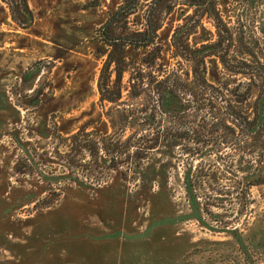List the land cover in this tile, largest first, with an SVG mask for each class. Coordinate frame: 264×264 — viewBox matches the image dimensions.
<instances>
[{"label":"rangeland","instance_id":"374dc122","mask_svg":"<svg viewBox=\"0 0 264 264\" xmlns=\"http://www.w3.org/2000/svg\"><path fill=\"white\" fill-rule=\"evenodd\" d=\"M151 1L139 0L132 30L142 29ZM218 1L226 20L246 17L238 0ZM122 3L28 0L33 21L23 29L0 0V264H264L263 188H252L250 210L223 228L213 217L235 214L193 202L185 176L198 160L179 147L162 145L142 173L123 165L124 175L72 150L79 129L111 132L97 91L96 32ZM183 3L175 0L159 31L170 67L173 29L193 11ZM198 31L199 42L213 37L209 22ZM207 66L209 81L231 82L215 58Z\"/></svg>","mask_w":264,"mask_h":264},{"label":"trees","instance_id":"16d2710c","mask_svg":"<svg viewBox=\"0 0 264 264\" xmlns=\"http://www.w3.org/2000/svg\"><path fill=\"white\" fill-rule=\"evenodd\" d=\"M1 1L15 24L31 25L28 0ZM238 1L246 17L232 21L218 0H183L193 11L173 29L168 58L176 63L170 67L160 60L158 37L175 0H152L141 30L128 21L139 0H123L96 32L102 58L97 91L111 132L93 137L83 128L70 137L76 154L86 149L93 163L101 158V166L120 175L142 173L162 145L179 147L198 160L185 176L193 202L208 213L217 206L235 214L213 217L223 228L250 210L252 188L264 189V24L257 21L264 0ZM204 21L214 33L199 42L193 37ZM212 57L230 83L209 81Z\"/></svg>","mask_w":264,"mask_h":264}]
</instances>
